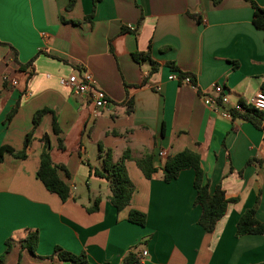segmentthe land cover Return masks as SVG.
<instances>
[{"label":"crops","instance_id":"0c3cea01","mask_svg":"<svg viewBox=\"0 0 264 264\" xmlns=\"http://www.w3.org/2000/svg\"><path fill=\"white\" fill-rule=\"evenodd\" d=\"M253 1L264 7V0ZM67 2L0 0V145L20 150L34 112L43 107L54 110L64 145L58 148L52 115L46 113L25 159L3 155L0 255L5 240L14 241L0 264H69L48 258L55 245L84 252L89 264H120L132 246L137 256L146 251L138 264L263 262L264 234L236 237L235 226L256 199L255 216L264 223V129L223 118L202 100L213 83L223 86L230 102H247L262 91L264 27L254 26L250 3L99 0L92 12V0H76L69 10ZM133 53H148L156 70ZM31 59L30 66L20 68ZM168 62L192 75L195 87L179 82ZM84 71L111 103L96 117L85 96L58 82ZM128 97L134 106L130 115L123 104ZM16 102V112L6 121ZM45 143L52 161L69 173L65 201L36 177ZM98 143L111 149L113 161L129 151L124 164L134 191L121 211L107 200V182L90 173V167L100 166ZM184 149L199 154L210 190L220 185L227 198H237L212 233L197 223L193 170L180 171L168 183L162 179L166 157ZM147 153L158 169L150 179L136 164ZM97 197V209L88 212ZM130 208L146 214L143 226L127 220ZM26 228L38 230L34 254L21 249Z\"/></svg>","mask_w":264,"mask_h":264},{"label":"trees","instance_id":"16d2710c","mask_svg":"<svg viewBox=\"0 0 264 264\" xmlns=\"http://www.w3.org/2000/svg\"><path fill=\"white\" fill-rule=\"evenodd\" d=\"M98 1L99 0H92V12L94 11ZM246 1H248L253 8L252 22L254 26L258 28L264 27V7L257 5L253 0ZM75 2L76 0H68L65 7L66 10L72 8ZM92 12L89 16L92 15ZM190 16L195 18L194 15ZM11 50L14 53V49L11 48ZM132 57L135 60H148L151 65V72L155 71L158 66L155 61L150 59L148 53H133ZM32 60L33 59L29 60L25 64H20V68L24 69L30 66ZM167 66H169L171 70L178 72L179 82L185 76H189L193 86L195 87L194 78L192 75L177 69L173 62H168ZM262 90L264 91V82L262 84ZM123 104L125 105V113L130 115L134 108L132 97H128ZM17 106L18 102H16L6 114V121H9L14 115ZM46 113H50L52 115V131L58 136V148H64L62 139L59 137L60 130L57 125L54 110L43 107L34 112L32 116V127L25 134L23 145L20 150H15L7 144L0 145V162L3 159V155L6 153L18 159H25L28 156L29 148L33 141L34 129L39 124L41 117ZM232 114L233 118H240L249 121L254 127L258 129H264L263 111H260L254 107L245 106L244 113L233 112ZM43 139L45 138L43 137ZM128 152V149H126L122 153L119 160L113 161L111 149L104 148L101 143H98L97 158L100 162V166L90 167L91 174L102 178L107 182L109 188L107 200L116 209V211H121L130 205V200L134 191L133 184L128 177L124 164L125 160L129 158ZM136 164L141 170L143 176L147 179H150L152 175L158 171V169L152 165V155L148 153L136 159ZM185 169H192L194 172L192 185L195 196L193 199V204L199 206L200 208V214L197 219V223L204 230V232L212 233L217 221L226 213L228 205L236 202L237 198H227L220 185H217L213 190H210L208 178L204 174V171L201 167L200 156L198 153L190 149H184L172 156H167L160 167L162 179L166 183L175 179L180 171ZM60 172H62V176H60ZM36 177L38 180H40L46 190L56 194L62 201H65L69 197L70 187L66 183V180L69 178V173L64 165L55 164L52 161L47 143L43 145V149L39 155V165L36 171ZM99 202V197L95 198L93 204L90 207H87V211L92 212L96 210ZM257 202L258 200L256 199L255 204L252 207L245 209L238 218L235 226L236 237L248 234H264V223L260 222L255 216ZM127 220L131 223L143 226L146 221V214L142 211L130 208L127 213ZM13 241V237H9L5 240V250L0 255V262L9 252ZM37 242L38 230L30 228L24 229V235L20 239L21 249H25L28 252L34 254ZM48 258L66 261L69 264H89L86 260L84 252L74 254L64 250L58 245L53 247L52 253L48 256ZM139 262L140 258L135 253V246H132V248L122 257L120 264H138ZM258 264H264V261Z\"/></svg>","mask_w":264,"mask_h":264},{"label":"built area","instance_id":"2783aa9c","mask_svg":"<svg viewBox=\"0 0 264 264\" xmlns=\"http://www.w3.org/2000/svg\"><path fill=\"white\" fill-rule=\"evenodd\" d=\"M133 29L132 26L129 27ZM175 78L174 76H172ZM178 79V76H176ZM60 85L68 88L70 92L75 96H85L92 104V116L96 117L101 111L106 110L110 106V100L106 96L105 92L95 86V81L89 72H81L79 74L71 73L66 76H61L58 79ZM180 82L189 84L192 87L193 84L189 76H185ZM11 85H15L16 81L12 80ZM212 93L204 95L202 97L203 103L217 111L221 117L226 119H233V112L244 113L245 106L254 107L264 112V91H258L247 102H230L227 94L225 93L223 86L218 83L212 84ZM159 157H164L165 153L162 150L157 152ZM146 256V251H142L139 258Z\"/></svg>","mask_w":264,"mask_h":264},{"label":"rangeland","instance_id":"374dc122","mask_svg":"<svg viewBox=\"0 0 264 264\" xmlns=\"http://www.w3.org/2000/svg\"><path fill=\"white\" fill-rule=\"evenodd\" d=\"M94 182H92V184H93Z\"/></svg>","mask_w":264,"mask_h":264}]
</instances>
